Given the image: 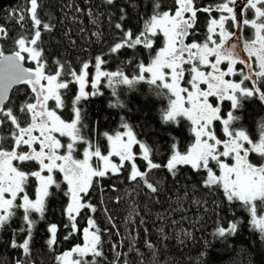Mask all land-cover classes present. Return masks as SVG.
Returning <instances> with one entry per match:
<instances>
[{"label": "snow or ice", "instance_id": "snow-or-ice-1", "mask_svg": "<svg viewBox=\"0 0 264 264\" xmlns=\"http://www.w3.org/2000/svg\"><path fill=\"white\" fill-rule=\"evenodd\" d=\"M107 3L111 4L113 0H107ZM175 3L177 7L174 13L159 11L160 5L157 3L153 14L144 22L143 31L134 40L132 32H126L123 42L116 43L111 49L115 53L125 45L135 48L141 44L147 49H152V39L157 33H162L164 47L159 49L147 67L143 63L139 65L140 75L129 79L120 71H101L104 61L97 57L93 90L89 94L85 91L88 63H84L80 74H77L70 66L66 68L65 64L57 60L54 61L56 71L52 72L42 47V21L37 14L40 5L38 0H29L28 15L33 24L31 35L24 33L18 36L13 41L16 47L11 54L6 55L5 49L0 47V129L9 124L13 126L10 146L9 137L0 135V229L9 224L19 209H23L22 220L26 226L20 229L21 232H26V238L22 243L13 240L12 247L22 249L25 255L30 254L33 230L38 223L31 217L35 213L39 215L40 220H44L47 201L55 195L50 189L53 186L56 189L61 188V184L54 178V172L63 174V181L67 184L64 195L69 197V203L64 210L67 217L64 228L68 229L64 239H69L79 231L77 217L86 218L88 224V227L82 230L83 245L77 244L71 251L57 257L61 264H97L95 258L103 256L101 228L91 215L85 213L81 216L84 209L93 214L98 210L93 203L86 200L90 190H94V178L98 185L105 177L117 176L121 169L125 168L127 161L131 167L128 179L136 181L139 178L152 193L158 192V187L148 180L149 172L162 167L161 164L153 162V149L137 140L132 128L123 123L122 127L126 131H117L114 135L104 133L110 150L107 155H102L100 146L90 143L82 135L81 130L86 125L83 124L82 109L77 106L82 100H87L89 95H101L98 87L101 77L108 78L109 87H114L115 83L132 87L145 80L144 73L151 74L148 83L156 85L159 90L157 95L169 94L168 107L162 111L163 122L175 124L179 123V118H186L191 122L194 133V143L187 151L182 152L177 146L178 142L171 145L170 158L163 167L173 177H177L181 166L186 165L191 166L198 174L206 173L203 180L205 188L222 189L228 202H239L242 207L248 209L252 215L253 228L259 231L260 238L264 241V216L257 218L258 205L264 211V135L258 143H254L245 131L233 127L234 122L240 119L239 116H234L233 112L229 111L227 118L222 119L219 104L214 107L209 102L210 97H215L218 101L229 100L232 102V108L237 109L243 106L244 99L254 95L264 101V91L255 87L257 84H264V0H241L243 7L240 8L239 18L236 13L237 0H222L215 6L202 8L197 7L194 0H175ZM213 11L220 15L218 19L209 15L205 41L185 43L190 34L193 37L196 34L197 12L210 14ZM249 11L253 12L255 18H244ZM123 18L122 15L121 19ZM24 19V15L19 16V21ZM229 20L234 22L233 26L241 32L245 26L254 29L255 38L244 41L242 49V37L225 29ZM115 27L120 29L121 24H116ZM42 28L51 32L52 25L43 23ZM217 28L219 43L212 38L217 33ZM7 35V29L0 26V37ZM233 37L236 42L229 43ZM242 51L247 53L246 57H242ZM210 57H215V61L212 62ZM253 58L258 65L256 69L253 67ZM28 60L35 63L34 68L24 66ZM225 61L228 67L226 71H222L219 66ZM238 63L244 66L239 73L235 69ZM185 65H189V79L186 83L191 86L192 91L181 87V82L185 80ZM200 66H208L211 71L205 73L200 70ZM237 74L242 77L239 83L225 79L226 76ZM245 81H251L253 87L245 85ZM73 82L78 83L79 94L72 101L74 119L69 123L61 119L57 112L65 106L61 90H69V85ZM201 84L207 85L206 89H202ZM18 85L30 89L32 95L29 100L34 101L26 100L19 107V112L27 117L25 126H22L21 118L14 114V101L10 97L14 86ZM49 101H54V107H49ZM185 104L188 106L185 107ZM113 106L121 105L117 102ZM214 121H221L222 131L227 139L217 138L213 128ZM57 134L59 137L70 138L69 142L62 144ZM78 142L87 145L83 151V159H76L73 155ZM134 144L139 145L140 156L146 161L147 171L142 172L137 168L136 156L132 151ZM23 146H27L26 151ZM61 149L64 154H61ZM250 153L259 156V166L249 161ZM113 156L119 157V164L113 162ZM29 162H36L39 170H23ZM214 169L218 170L219 174ZM45 172L47 175L43 174ZM30 177L38 181L35 199H30L26 191ZM18 198L20 203H17ZM107 211L105 208V214ZM108 219L111 222V217ZM239 223L232 222L227 228L217 227L215 235L224 239L235 235ZM48 231L50 236L47 243L51 248L57 244L58 226L50 224ZM147 247L155 251L152 244L147 243ZM74 253L76 258H73ZM89 256L92 259H85ZM17 264L23 262L17 261Z\"/></svg>", "mask_w": 264, "mask_h": 264}, {"label": "trees", "instance_id": "trees-1", "mask_svg": "<svg viewBox=\"0 0 264 264\" xmlns=\"http://www.w3.org/2000/svg\"><path fill=\"white\" fill-rule=\"evenodd\" d=\"M194 2L202 8L215 6L222 0ZM157 3L161 12H172L176 7L175 0H113L111 4L107 0H38V18L42 25H52L51 32L43 30L41 25L44 56L52 72L56 71L54 61L59 60L66 68L70 66L80 74L84 63L95 68L99 57L104 61L101 65L104 72L120 71L129 79L140 75L139 65L150 64L161 47L160 33L152 39V49L142 44L135 48L125 45L115 53L111 49L116 43L123 42L124 34L128 31L132 32L134 40L143 31L144 22L153 14ZM28 7L29 0H0V26L8 32L6 37H0V47L5 52L15 50L13 41L18 36L24 33L31 35L33 24ZM18 12L20 15L24 13V21H19ZM209 15L218 18L220 14L215 11L210 14L197 12L196 34L194 37L190 34L186 42L205 41ZM244 18L251 20L255 17L249 11ZM116 24H121V28L117 29ZM227 26L232 29L231 21L227 22ZM242 34L246 41L254 39V29L250 26H245ZM25 64L34 67L29 60ZM241 68L239 64L237 73ZM233 77L234 80L241 78L238 74ZM149 79L145 75V80L132 87L118 83L109 87L108 78L101 77L98 85L101 95H89L87 100L77 105L82 109L83 124L86 125L81 130L82 135L90 143L98 144L102 152L108 150L104 133L114 135L117 131H123L125 128L122 125L127 123L137 140L153 149V162L162 166L148 173L149 182L158 187L157 193H152L139 178L136 181L128 179L131 167L127 161L117 176L105 177L98 185L94 178V190H90L86 200L98 210L93 214L84 209L81 216L85 213L91 215L101 228L103 256L95 258L97 264H264V241L259 231L253 228L248 209L239 202H228L222 189L205 188L203 180L206 173L198 174L186 165L181 166L177 177H173L163 167L170 158L171 145L178 142L180 150L187 151L194 143V133L191 122L186 118H179V123L175 124L163 122L162 111L168 107L169 94L157 95L159 90L156 85L148 83ZM244 83L249 87L247 81ZM260 86L264 91V84ZM61 91L65 106L58 113L65 120H71L74 117L72 101L79 94L78 83L73 82L69 90ZM31 95L30 89L21 85L14 86L10 93L14 101V114L21 118L22 126H25L27 117L19 112V107L26 100L34 102L29 100ZM117 102L121 106H113ZM242 105L237 109L232 108L233 115L240 117L233 127L245 131L251 140L256 141L264 132V101L254 95L244 99ZM12 127L9 124L0 129V135L9 137V146ZM86 147L83 142H78L74 158L81 159ZM132 151L136 156L137 168L142 172L147 171L139 145L134 144ZM258 159L253 158L252 161L258 164ZM116 163L119 164V158H116ZM23 170H39V165L29 162ZM53 175L61 188L53 186L50 189L55 195L47 201L44 220H40L35 213L31 217L38 223L33 230L30 254L25 255L22 249L12 247L13 240L22 243L26 238V232L20 231L26 226L22 220L23 209H19L9 224L0 229V264H17V261L23 264H61L57 257L83 242L82 230L88 224L87 219L81 217H77L79 231L64 239L68 233V229L64 228L67 223L64 210L69 203V197L64 195L67 184L63 181L62 173L54 172ZM36 185V178L30 177L26 189L30 198L34 197ZM20 202L18 198L17 203ZM260 211L258 205L257 214ZM108 217H111V222ZM235 221L240 222L235 235L226 239L215 235L217 227L227 228ZM50 224L58 226L57 244L51 248L47 243ZM146 242L152 244L155 251L147 247Z\"/></svg>", "mask_w": 264, "mask_h": 264}, {"label": "rangeland", "instance_id": "rangeland-1", "mask_svg": "<svg viewBox=\"0 0 264 264\" xmlns=\"http://www.w3.org/2000/svg\"><path fill=\"white\" fill-rule=\"evenodd\" d=\"M176 7H177V5H176ZM176 7H175V9H176ZM241 7H243V5L241 4V0H237V7H236V13H237V16H238V18L240 17V8ZM175 9H174V11H175ZM174 11H172L173 13H174ZM23 15H24V13H23ZM187 15V14H186ZM18 16H20V13L18 12ZM219 18V17H218ZM218 18H216V19H218ZM229 21H231V20H229ZM228 22V21H227ZM227 22H226V24H225V29H226V31H228V32H235L238 36H241L242 37V39H241V41H240V47H241V49H242V46H243V43H244V41H246L245 40V38H244V36H243V34H242V32H241V30L239 29V28H236V27H234L233 26V23L234 22H232L231 21V24H232V29L231 28H229L228 26H227ZM219 29L217 28V33L215 34V35H213V39L214 40H216L217 41V43H219ZM161 34V47L160 48H162V47H164V37H163V35H162V33H160ZM255 38V37H254ZM232 42H236V38L235 37H233L230 41H229V43H232ZM185 43H188V42H186V40H185ZM210 47H211V45H210ZM159 48V49H160ZM247 56V53L246 52H243L242 51V57H246ZM210 60L212 61V62H214L215 61V57H210ZM30 61V60H29ZM32 63H33V66L35 67V63L33 62V61H31ZM252 63H253V67H254V69H256L257 67H258V65H257V63H256V61H255V58H253L252 59ZM149 65V64H148ZM148 65H145V67H147ZM33 67V68H34ZM185 67V69H187L188 67H189V65H185L184 66ZM220 69L222 70V71H226L227 70V67H228V63H227V61H225V62H223L220 66ZM238 67H239V63L235 66V69H236V71H238L239 69H238ZM242 67H244L243 65H242ZM200 70L201 71H204L205 73H208V72H210L211 71V68L210 67H208V66H200ZM101 71H103L102 69H101ZM166 72L168 71L167 69L165 70ZM87 72H88V76L86 77V83H85V91L86 92H88L89 94L92 92V83H93V80H94V78H95V68H93V67H91V64H89V68L87 69ZM144 75H146V77H149L150 78V75L151 74H149V73H144ZM234 75H229V76H226L225 77V79H230V80H232L233 82H236V83H239L240 82V80L242 79V77L240 78V77H238L239 79L238 80H234V77H233ZM189 79V76H188V73H187V71H185V80L184 81H182L181 82V87H187L188 89H189V91H192V88H191V86L189 85V84H187L186 83V81ZM247 83L249 84V87L251 88V87H253V85H252V83H251V81H247ZM206 87H207V85H205V84H201V88L202 89H206ZM255 87H260L261 88V86H260V84H257V85H255ZM78 92H79V85H78ZM209 102L210 103H212L213 104V106L215 107L217 104H219V106H220V108H221V113H220V115H221V117H222V119H225V118H227V113L229 112V111H231L232 112V102L231 101H229V100H224V101H218L215 97H210L209 98ZM188 105L187 104H185V107H187ZM49 107L50 108H52V107H54V101H49ZM57 114L58 115H60L58 112H57ZM61 119H64L63 117H61ZM73 119H74V117H73ZM73 119H71V120H65L66 122H71ZM213 128H214V130H215V133H216V135H217V138H219V139H227V137L225 136V134L223 133V131H222V128H223V125H222V123H221V121H214L213 122ZM238 130H241V129H238ZM124 131H126V129H124L123 131H121V132H124ZM262 135H264V132H262L261 134H260V136H259V138L256 140V141H253L254 143H258L259 142V139L261 138V136ZM57 136H58V138L61 140V143L62 144H66V143H68L69 142V139L70 138H68V137H59V135L57 134ZM250 138V137H249ZM251 139V138H250ZM134 146V145H133ZM246 147L248 146L247 144L245 145ZM107 148H108V150L104 153V152H102L101 151V153H102V155H107V153H108V151L110 150V145H109V143H108V146H107ZM23 150H27V146H23ZM61 154H64V150H63V152H61ZM116 158H119V157H115V156H113L112 157V160H113V162L114 163H116ZM253 158H259V156L257 155V154H255V153H250L249 154V161L250 162H252V163H254V164H257V163H255L254 161H252V159ZM81 159H83V157L81 158ZM260 159V158H259ZM258 159V160H259ZM93 165L95 166V157H93ZM231 162V161H230ZM260 163H261V161H260ZM260 163H258L257 164V166H259V164ZM215 170V169H214ZM35 171H37V170H35ZM215 171H217V174H219V172H218V170H215ZM44 175H47V172H45V173H43ZM37 181V180H36ZM37 185H38V181H37ZM37 185H36V187H37ZM36 198V188H35V193H34V197L33 198H30V199H35ZM261 216H264V211H260V213L259 214H257V218H259V217H261ZM88 227V226H87ZM86 228V227H85ZM83 243H84V238H83V242L81 243V244H79V245H83ZM75 247V246H74ZM73 247V248H74ZM72 248V249H73ZM72 249H70V250H68V251H71ZM68 251H65V252H68ZM64 253V252H63ZM62 253V254H63ZM61 254V255H62ZM60 255V256H61ZM73 258H76V254L74 253L73 254Z\"/></svg>", "mask_w": 264, "mask_h": 264}, {"label": "water", "instance_id": "water-1", "mask_svg": "<svg viewBox=\"0 0 264 264\" xmlns=\"http://www.w3.org/2000/svg\"><path fill=\"white\" fill-rule=\"evenodd\" d=\"M12 51L5 52V54H11ZM25 67H28L26 64H24Z\"/></svg>", "mask_w": 264, "mask_h": 264}]
</instances>
